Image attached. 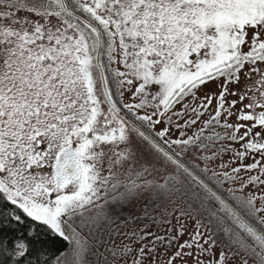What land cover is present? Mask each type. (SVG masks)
Segmentation results:
<instances>
[{"label":"snow or ice","instance_id":"obj_1","mask_svg":"<svg viewBox=\"0 0 264 264\" xmlns=\"http://www.w3.org/2000/svg\"><path fill=\"white\" fill-rule=\"evenodd\" d=\"M140 193L195 229L102 264H264V0H0V264H50L46 236L51 264H101L88 237Z\"/></svg>","mask_w":264,"mask_h":264},{"label":"rangeland","instance_id":"obj_2","mask_svg":"<svg viewBox=\"0 0 264 264\" xmlns=\"http://www.w3.org/2000/svg\"><path fill=\"white\" fill-rule=\"evenodd\" d=\"M32 15L34 16V14ZM245 51H247V48L245 49ZM102 60H106V57H102ZM115 66L116 65H113V67ZM208 90L216 91V85L209 83ZM230 99H232V97H230ZM123 102H131L130 93H125ZM214 106L215 101L213 102V107ZM237 107H239V105H237ZM206 118L207 115H205V117H203L202 119ZM232 120L234 121L235 117H233ZM163 126L164 125H158L155 131H159ZM145 130L151 132L154 136V132L151 129ZM220 131L223 130L220 129ZM173 133L174 135H178V133H175V129L173 130ZM155 138L159 140L158 137ZM134 144L138 145L140 149L145 152V156L147 157V152L144 149L143 144L135 138ZM110 147L111 146H105L104 149L106 152H108L109 155H111V152L109 151ZM147 158L151 159V157ZM228 158V156L224 157L225 160H227ZM104 159L106 167L107 156ZM197 162L200 163L201 167H203L202 161ZM244 162L250 163L251 160H245ZM138 163H143V160L138 161ZM127 167L128 164L125 163L119 169L121 173V179H123V172ZM211 167L215 168V165L213 164L211 165ZM247 190L250 189H246V191ZM120 191H123V189H120ZM111 195H113V193H109V196ZM117 211L119 212V215L114 217L115 222L112 225L105 227L101 231H95L93 236L88 237L92 249L100 253L99 261L101 262V264L104 259V256L108 255L105 252L106 247H111L113 244L118 245L121 243V241L127 243V241L124 239V233L130 232L132 230L144 229L145 225H147V229L145 230L163 235L168 228L179 227V225L177 224V218H179L180 221L186 226V230L190 232L195 229L196 219H200V216L194 210L188 207L182 197L178 198L168 196L167 198H163L158 195L153 196L151 193H140L137 198L130 200L122 208L117 209ZM181 213H185V215H181ZM125 220L129 221L127 227H125L123 223ZM165 221H169L170 223H166ZM204 224L207 226V219H204ZM77 230L81 231V229L79 228ZM87 231V229H83L82 234L87 235ZM117 231L118 234H114ZM97 241L102 242L97 243ZM69 247L70 245L68 243V246L62 252H65ZM108 258L109 260H111L110 256H108ZM129 259L131 258L129 257ZM89 260L92 261V264H96L97 257L90 256ZM189 264H191V261L189 262Z\"/></svg>","mask_w":264,"mask_h":264},{"label":"trees","instance_id":"obj_3","mask_svg":"<svg viewBox=\"0 0 264 264\" xmlns=\"http://www.w3.org/2000/svg\"><path fill=\"white\" fill-rule=\"evenodd\" d=\"M5 232L9 236V239H11L12 238L11 230H5ZM44 240H45V244L43 249V255H40L39 258L41 262L44 259H49L51 264V261H54V258L59 253H61L63 250L66 249V247L68 246V242L63 241L61 238H56L52 236H46L44 237ZM29 260L31 261V264H36V256L29 257Z\"/></svg>","mask_w":264,"mask_h":264}]
</instances>
